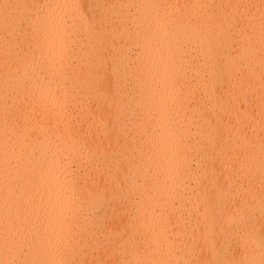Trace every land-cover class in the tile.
I'll list each match as a JSON object with an SVG mask.
<instances>
[{"label": "bare ground", "instance_id": "6f19581e", "mask_svg": "<svg viewBox=\"0 0 264 264\" xmlns=\"http://www.w3.org/2000/svg\"><path fill=\"white\" fill-rule=\"evenodd\" d=\"M0 264H264V0H0Z\"/></svg>", "mask_w": 264, "mask_h": 264}]
</instances>
